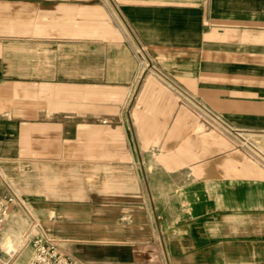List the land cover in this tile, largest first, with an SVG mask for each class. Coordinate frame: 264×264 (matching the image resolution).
I'll return each instance as SVG.
<instances>
[{
	"label": "crops",
	"instance_id": "1",
	"mask_svg": "<svg viewBox=\"0 0 264 264\" xmlns=\"http://www.w3.org/2000/svg\"><path fill=\"white\" fill-rule=\"evenodd\" d=\"M12 184L82 264H264V0H0Z\"/></svg>",
	"mask_w": 264,
	"mask_h": 264
},
{
	"label": "rangeland",
	"instance_id": "2",
	"mask_svg": "<svg viewBox=\"0 0 264 264\" xmlns=\"http://www.w3.org/2000/svg\"><path fill=\"white\" fill-rule=\"evenodd\" d=\"M141 62H142L141 69L145 68L144 72H141V77L144 78L146 74L154 73L153 70L148 72L150 67L147 62V57L141 56ZM143 78H141V80ZM192 104L194 105L195 109L198 110V112L202 113L204 116L209 118L213 123L219 126V128L222 129V131H226V132L233 131L231 126H229L225 120H223L222 118L216 115H213L204 105L197 103L195 101H192ZM237 132H240L237 133V135L240 138H242L244 141L250 144L248 139L244 138L245 135L243 131L237 130ZM251 146L255 150V153L260 156V153L259 151H257L256 147H254L253 145ZM101 169L102 168L100 167L92 168L89 174L90 177L86 178L87 181H89L87 186L91 187V190L100 189V185L97 182L98 181L97 178H99V176H101L102 174ZM118 175H119V170L112 171L111 176L116 177ZM78 180H81V176L80 177L77 176L76 181L78 182ZM49 183H52V181ZM8 187L9 188L8 189L6 188L4 191L5 194L9 193V191L14 192L17 195H21L23 193L22 191L23 188L20 185L15 184L13 186L12 184L11 187L10 185H8ZM114 187H116V184L110 183L107 185V188H114ZM23 197L25 198V196ZM36 222H37L36 218L32 215V213L29 212V210H28V214H26L17 204L11 207V210L6 215L5 224H4L6 226H4L3 232L0 236V246H1L0 252L2 253L5 261H8L6 264H27L29 258H31L34 255L35 246L33 240L38 238H43L36 230L31 232L33 227H35ZM5 233H10L11 236H9V239L13 240L14 242L12 246H9L7 248L3 247L1 244L2 240L5 237ZM43 239H53L55 242H57V244L59 243L55 238H53L50 235H47V238H43Z\"/></svg>",
	"mask_w": 264,
	"mask_h": 264
},
{
	"label": "built area",
	"instance_id": "3",
	"mask_svg": "<svg viewBox=\"0 0 264 264\" xmlns=\"http://www.w3.org/2000/svg\"><path fill=\"white\" fill-rule=\"evenodd\" d=\"M143 50V49H142ZM21 202L18 195L14 192L3 196L0 194V236L3 232L6 215L11 207ZM35 246L34 255L29 258L27 264H82L71 255L62 251L57 242L52 239L38 238L33 240ZM0 252V264H6Z\"/></svg>",
	"mask_w": 264,
	"mask_h": 264
}]
</instances>
